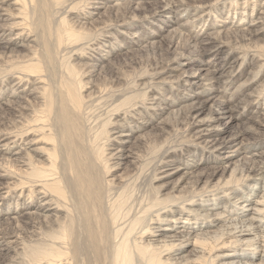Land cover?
Here are the masks:
<instances>
[{
  "label": "bare ground",
  "instance_id": "obj_1",
  "mask_svg": "<svg viewBox=\"0 0 264 264\" xmlns=\"http://www.w3.org/2000/svg\"><path fill=\"white\" fill-rule=\"evenodd\" d=\"M132 1L0 0V264H264V0Z\"/></svg>",
  "mask_w": 264,
  "mask_h": 264
},
{
  "label": "rangeland",
  "instance_id": "obj_2",
  "mask_svg": "<svg viewBox=\"0 0 264 264\" xmlns=\"http://www.w3.org/2000/svg\"><path fill=\"white\" fill-rule=\"evenodd\" d=\"M259 1H261V0H259ZM141 2H142L141 4H137V5H136V1L135 0L130 2L128 4V6L130 7V10H128V11L133 12V13H135L137 15V17L139 16V17L142 18L145 15L151 16L154 11H159L161 9L162 5L164 4L165 0H142ZM96 5L97 4H92L91 6H89V8H86V12H87V13H85L86 17L89 15L88 14L89 12L93 13L92 16H90L87 19V22H90V21L94 20L95 18H97L100 15V13L103 11V8L101 6H96ZM135 6H137L136 9H134ZM249 10H250L249 8L246 9V11H249ZM172 14H173V10L171 11V13H168L164 17H172L173 16ZM161 22L162 21L160 19H158L155 22L156 24H153V25L155 27L157 25V27H158V25L161 24ZM143 26L144 25L139 20H134V21H132V23L128 24V27L131 30H133L134 32L142 31L144 28L147 29V30L150 29V25H145V27H143ZM161 34H165V32L161 31ZM163 41H165V40H163ZM164 43L165 42H163L162 44L164 45ZM125 52H126V50H122L119 55H121V54H123ZM71 55H73V53ZM154 56L155 55L153 54L152 51L142 52L140 50L139 54L134 56V58L137 59V60L138 59L139 60H152L154 58ZM198 64H199V61H198ZM196 67H197L196 64L195 65L194 64H190V63L189 64H185V65L182 66L181 70L175 71L174 74H175V76H178L179 74L183 73L184 71H185V73H188V72H191V71L195 70ZM249 68H250L249 66L245 67L244 71H246V72L249 71ZM244 78H245V74L242 73V75L240 76L239 82H241V80H243ZM248 115H251V114H248ZM243 120H245V119H242L240 121H243ZM239 127H241V124H239V125L233 124V125L227 127L226 129H223L224 127H223V124H222L221 126L218 127L217 131H218L219 135L226 137V136L230 135L233 132H238L237 128H239ZM155 129H156V127H154V130ZM30 138H33L32 134L30 136H28L26 138V140L28 141ZM132 141H133V139L130 142H132ZM130 142H128V145L130 144ZM37 145H38L37 143H34V144H32V147H35ZM126 145H127V142H126ZM229 155L233 156L234 154H229ZM235 159H236V156L234 157L233 160H230V162L233 163L235 161ZM220 162H222V158L216 160V163H220ZM131 166H133V164L131 163L130 158H127L124 161V163L119 167V169L116 170L115 174L117 175V174H119L121 172H123L121 175L126 174L130 170ZM179 175H180V173L174 174V175H172L169 178L163 179L161 182L162 183L163 182H167L168 180L174 181L175 179L178 180ZM246 189H247V187H245V186L241 189L240 196L246 195L245 194V190ZM255 198H257V196H255ZM241 200H239L237 204L241 203Z\"/></svg>",
  "mask_w": 264,
  "mask_h": 264
}]
</instances>
